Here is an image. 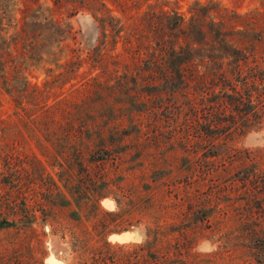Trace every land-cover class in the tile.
Listing matches in <instances>:
<instances>
[{"label":"rangeland","instance_id":"1","mask_svg":"<svg viewBox=\"0 0 264 264\" xmlns=\"http://www.w3.org/2000/svg\"><path fill=\"white\" fill-rule=\"evenodd\" d=\"M204 1L264 18V0ZM130 6L124 14L110 6L119 25L105 34L89 14L64 16L69 34L60 68L41 63L28 72L31 84L48 82V104L60 101V111L91 122L90 138L97 140L95 129L110 133L109 159L99 161L96 147L80 148L72 131H57L59 143L46 142L56 138L53 131L33 134L24 126L25 114L43 112L32 97L22 111L0 92V118L8 124L0 138V171L9 166L23 177L30 204L52 216L46 223L38 218L37 236L0 231V256L17 254L26 264L25 249L38 243L42 264H90L94 248L108 242L113 253L130 252L151 230L149 241L169 244L172 258L187 242L186 264H264V193L253 189L264 182V157L250 158L264 149V99L255 101L256 115L247 122L225 109L222 81L212 76L222 74V54L206 50L192 53L183 68L187 79L162 81L159 70L145 66L153 38L144 32L146 7ZM78 149L85 158L77 157Z\"/></svg>","mask_w":264,"mask_h":264},{"label":"trees","instance_id":"2","mask_svg":"<svg viewBox=\"0 0 264 264\" xmlns=\"http://www.w3.org/2000/svg\"><path fill=\"white\" fill-rule=\"evenodd\" d=\"M183 2H188L185 11ZM128 4L135 10H139L143 5L146 7L141 13L144 18V32L153 35L149 44L151 57L145 60L146 67L159 70L161 73L158 76L162 81L172 77L183 81L188 77L183 68L192 61L193 52L206 50L210 54L221 53L222 74L212 76L222 81L224 108L232 109L231 111L236 112L240 119L246 122L249 117H255V101L264 99V55L259 54L260 48L264 47V18L262 19L259 12L239 14L223 7L218 8L212 1L204 0H0V92L8 97L16 110L24 111L22 104L25 101L27 104L34 102L33 105L43 111L37 116H34L35 113L25 114L27 122L24 126L33 134L39 130L49 133L53 131L56 138H45L46 142L52 143L63 140L56 136L57 131H66L67 135L71 131L75 132L80 148H98L101 153V156H98L99 161L111 157L110 133L103 134L94 127L97 140L90 138L88 133L91 130V122H86L87 120L80 117L82 114L60 111V101L48 104V82L43 83V88L31 84L28 72L41 63L60 68L58 56L62 52L64 35L69 34L66 30L68 26H64L61 21L64 16L70 19L78 14H89L105 34L108 30L112 32L114 27L119 25V17L110 6L124 14ZM127 42L131 43V39ZM210 57L213 58L212 55ZM76 65L79 68V65ZM87 115L89 118L90 115ZM66 119L68 121H65ZM7 127L6 120L0 118L1 139H4ZM257 151L261 154L250 158L264 157V149ZM75 154L78 158H85L80 149ZM8 159L10 158H4L3 161ZM6 162L11 165L10 161ZM14 175L9 166L0 171V231L16 229L29 231L37 236L33 226L37 224L38 218L42 219L41 223H46L47 219L52 217L51 212L46 211L41 204L37 207L30 204V198L23 192L29 189L28 186L25 185L22 191L23 177ZM248 179L249 177L244 176L241 180ZM253 189L264 193V182ZM19 200L21 201L18 202ZM150 231H146L147 240L131 248L130 252L123 250L119 254L113 253L108 242H105L102 248H94L90 264H115V260L119 259H125L127 264L132 261L134 264L187 263L190 249L187 242L177 243L172 258L169 255L172 251L169 244L164 245L154 238L149 241ZM35 245L25 249L26 264H42L44 252L38 243ZM114 254L121 257L115 259ZM15 255L0 256V264H25L17 254ZM163 257L167 259L163 260Z\"/></svg>","mask_w":264,"mask_h":264},{"label":"water","instance_id":"3","mask_svg":"<svg viewBox=\"0 0 264 264\" xmlns=\"http://www.w3.org/2000/svg\"><path fill=\"white\" fill-rule=\"evenodd\" d=\"M124 238H125V239H127V238H128V236H127V237H126V236H125V237H123V239H124Z\"/></svg>","mask_w":264,"mask_h":264},{"label":"clouds","instance_id":"4","mask_svg":"<svg viewBox=\"0 0 264 264\" xmlns=\"http://www.w3.org/2000/svg\"><path fill=\"white\" fill-rule=\"evenodd\" d=\"M200 250H204V249H200ZM209 250H211V249H209Z\"/></svg>","mask_w":264,"mask_h":264},{"label":"bare ground","instance_id":"5","mask_svg":"<svg viewBox=\"0 0 264 264\" xmlns=\"http://www.w3.org/2000/svg\"><path fill=\"white\" fill-rule=\"evenodd\" d=\"M127 236H128V234H127ZM127 236H126V237H127Z\"/></svg>","mask_w":264,"mask_h":264}]
</instances>
